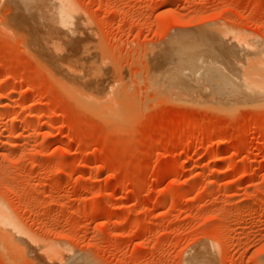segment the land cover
<instances>
[{
    "label": "rangeland",
    "instance_id": "obj_1",
    "mask_svg": "<svg viewBox=\"0 0 264 264\" xmlns=\"http://www.w3.org/2000/svg\"><path fill=\"white\" fill-rule=\"evenodd\" d=\"M18 1L29 16L0 0V204L26 234L0 229V264H264V0H70L86 97L32 47L61 38L44 2ZM209 46L258 72L254 101L187 63Z\"/></svg>",
    "mask_w": 264,
    "mask_h": 264
},
{
    "label": "bare ground",
    "instance_id": "obj_2",
    "mask_svg": "<svg viewBox=\"0 0 264 264\" xmlns=\"http://www.w3.org/2000/svg\"><path fill=\"white\" fill-rule=\"evenodd\" d=\"M10 2H11V4H14V2H16V0H12V1L10 0ZM20 2H21V0H20ZM41 2H44L43 3L44 7L42 6L43 7L42 9H44V11H43V15H45L44 17L50 18V20H52L58 26L57 33H59V31H61L60 32L61 38H59V40H58V38H55V39L52 38L51 39L50 38L51 35H53V34L56 35V33L54 32L53 34H49V35L47 33H45V35H44V33H43V36L45 37V39H43L44 37H42V35H41L42 33H41V34H39V37H38L39 43H38L37 38H35V41H33L34 46H32V47L34 50H36V49L39 50V52L41 54L39 53V54H37V56L40 55L41 58L50 65L51 70L53 71L52 74L57 75V80L61 81L64 84V86L66 87L65 88L66 90H69L75 94L78 92H82V93L85 92V97H86L87 92L91 91V89H92V86L89 85V83H88V77L84 76L85 78L82 77V78L77 79L78 77L75 75V72L71 71L70 69H66V67H65V65L67 63H74V64L78 63L79 65H82V66L88 65L89 62H91L92 64L95 63L94 60L92 59V57L90 56L89 52H88L87 45L82 44V45H80L81 46L80 47L78 45L79 43H77V40L75 39V36L79 33L80 28H81V32L84 31L83 30V26H84L83 20H79L78 15H77L78 14L77 10H76L73 2L70 0H42ZM18 3H19V1H18ZM18 3L16 2V4H14L13 6L11 4H9L10 8L12 7V10L13 11L15 10L14 11L15 14L13 12L14 15L13 14L12 15L17 16V15L21 14L20 17H24L25 16L24 14H27L26 16H29L28 11L30 14V10H29L30 8L27 7L28 5L27 4H26L27 6L24 5L25 3L23 5L22 4L20 5V3L19 4ZM16 5H18V7ZM8 11H9V9H8ZM31 14H32V12H31ZM34 15H35V12H34ZM43 15H42V17H43ZM17 17H19V16H17ZM47 22H48V20H47ZM54 23H52V24H54ZM43 25L44 24H42V26ZM52 27L53 26H51V28H50L51 30L53 29ZM44 29H45V31H46V29H47V31H49V29L46 27H44ZM58 29H59V31H58ZM38 30H39V32H42V28L41 29L39 28ZM58 35H60V34H57L56 36L58 37ZM77 47L79 49H83L86 47L84 50L87 52V54L84 51L85 52L84 55L86 54L84 56L82 54L83 50H81L82 51L81 52ZM211 49H213V48L210 46L207 47L206 51H208V52L204 54L205 56L204 55L200 56V54H198L196 56L192 55L193 57L189 58L187 60V63H190L191 61H193L192 64H194V62L199 64V67L202 68L200 73L198 71L199 76H201V75L203 76V74L206 75L207 73H209V74L211 73L217 79L228 80L233 84H237L236 88L238 89V91L240 93V94H238L239 98L243 99V100L248 99L249 102L254 101L253 100L254 95L252 94V92L254 90H257L256 86L259 85L257 83L258 78H259V76L257 77L258 72L256 73L254 68H253L254 71L251 70L249 67L250 64L248 65L247 63H243L244 61L242 59H241V61H243V62H240V61L236 62L232 59H231L232 62H229L227 59L222 58L220 55L214 54L211 51ZM78 50L81 52V54H82V55L80 54L81 56L80 55L78 56V52H79ZM183 50H184V48H183ZM52 52H54L56 54V58L52 57V55H53V54H51ZM33 55H35V54H33ZM184 55L182 54L183 57H184ZM40 56H38V57H40ZM179 57L181 58V56H179ZM187 57H190V56L188 55ZM187 57H185V59H187ZM39 60H40V58H39ZM225 60H227V61H225ZM182 62L184 63L185 60H183ZM258 62H259V60H258ZM180 64H182V63H180ZM191 65L189 64V66L192 68ZM96 66L98 67L99 65H96ZM251 66H252V64H251ZM186 69H187V67H186ZM196 72H197L196 70H190V77H191V74L192 75L194 74L193 77H195ZM184 74H182V75H184L186 77L187 76L186 74L189 75V72H186V70H185ZM204 76H203V78H204ZM205 77L207 78V76H205ZM200 78H202V77H200ZM208 78H210V77H208ZM211 79H213V78L211 77ZM263 82H264V80H263ZM62 83H60V84H62ZM256 83H257V85H256ZM260 83H262V82L260 81ZM99 89L102 91V88H99ZM97 91H98V93H100L98 89H97ZM98 95H100V94H98ZM98 99H99V101L97 102V105L99 106V108L112 106V104L116 101V100L112 101V100L107 99L106 94L104 95V97L99 96ZM4 208L0 204V229L2 230V231L1 230L0 231L1 232L6 231V232H8V234L11 233L12 235H10V236L7 235V237L9 236L8 238H11L12 239L11 241H13V239H16L19 235L21 236V235L26 234V233H24L21 229H18L16 231L14 219L7 216L8 212ZM2 210H4L5 212ZM17 234H19V235L17 236ZM2 236H4V235H2ZM15 236H17V237H15ZM20 240H22V239L20 238ZM59 254L60 253L57 251L56 255H54V256H57ZM74 259H76V258H74ZM77 260H79V259H76V262H77ZM57 261H58V264H62L61 262H63L61 258L60 259L58 258ZM70 261L67 262L66 264H77L73 260H70ZM79 263L82 264L81 262H79Z\"/></svg>",
    "mask_w": 264,
    "mask_h": 264
}]
</instances>
